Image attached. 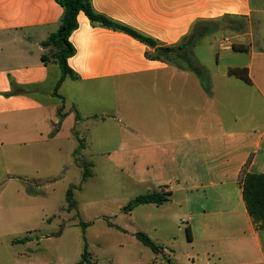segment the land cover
<instances>
[{
	"label": "crops",
	"instance_id": "obj_1",
	"mask_svg": "<svg viewBox=\"0 0 264 264\" xmlns=\"http://www.w3.org/2000/svg\"><path fill=\"white\" fill-rule=\"evenodd\" d=\"M91 3L161 45L180 43L200 21L238 24L235 36L218 33L217 67L195 55L204 86L187 67L148 58L152 50L144 43L94 25L81 12L69 38L76 53L68 59L79 78H66L61 99L54 95L61 69L42 59L48 52L42 43L57 31L62 6L56 0H0V197L9 183H3L5 173L39 174L16 179L6 192L0 264H21L19 247H29L30 240L16 238L19 221L32 223L40 213L51 220L49 201L37 190L43 175L66 178L72 172L77 181L82 163L94 161L87 157L97 160L109 192L170 193L160 206L144 204L128 213L126 206L141 195L134 194L107 211L116 217L157 210L166 226L184 225L181 254L171 250L174 261L160 260L168 253L163 247L148 264H264V231L248 214L241 184L245 174H264V0ZM234 43L248 50L234 51ZM224 58L228 62L221 64ZM236 67L247 68L251 82L228 74ZM80 141L79 161L74 153Z\"/></svg>",
	"mask_w": 264,
	"mask_h": 264
},
{
	"label": "rangeland",
	"instance_id": "obj_2",
	"mask_svg": "<svg viewBox=\"0 0 264 264\" xmlns=\"http://www.w3.org/2000/svg\"><path fill=\"white\" fill-rule=\"evenodd\" d=\"M237 24L230 19L221 20L219 25L224 27L225 31L223 36H235L232 28ZM218 39H220L219 35L215 38L200 39L194 47L192 59L195 60L196 55L207 67H217L215 52ZM211 41L214 43L210 44ZM226 62L228 59L224 58L221 64ZM52 64L55 63L52 62ZM78 158L80 161L83 157ZM87 158L90 162L94 161L91 164L85 161L88 165L87 169L91 172L85 182L80 181V177L83 178L84 174L83 167L77 181L72 172H69L66 178L63 173L43 175L45 180L37 187V190L44 193L49 201L51 211L48 212L51 214V220L40 213L32 223L23 225L19 221L16 227L18 228L17 240L23 242L30 240L28 248L19 247L21 264H79L84 252V232L93 264H148L155 260L156 254L136 238L138 232H146L144 228H148L147 233L156 243L168 249V253L161 255L159 259L174 261L175 257L171 250L180 255L184 247H187L184 225L178 224L181 230L173 223L166 226L157 210H153L150 214H140L137 211L133 216L121 214L111 217L107 211L115 208L118 199L127 196L133 198L134 194H142L144 191L132 189L109 192L110 189L102 186L105 179L97 160L94 157ZM12 174L11 176L4 174L3 183H9L0 197V207L2 205L7 207L6 192L16 179L23 180L26 176L38 177L39 175L35 172H13ZM75 184L80 185L75 186ZM70 188L73 189L78 208L68 212L65 196ZM17 203L22 206L24 202L20 199ZM45 211L47 212V208ZM3 215H0L1 225H4L5 221ZM20 216L19 213L18 217ZM81 221L87 224L85 231L79 224Z\"/></svg>",
	"mask_w": 264,
	"mask_h": 264
},
{
	"label": "trees",
	"instance_id": "obj_3",
	"mask_svg": "<svg viewBox=\"0 0 264 264\" xmlns=\"http://www.w3.org/2000/svg\"><path fill=\"white\" fill-rule=\"evenodd\" d=\"M63 8L64 12L60 19L58 29L52 33L49 38L42 43L48 52L42 56L44 61H53L61 69V78L56 85L54 95L63 99L58 90L66 78L77 80L79 76L69 67L68 59L76 53V49L70 42V35L78 28V15L83 12L89 18L92 24L115 31L124 32L144 43L152 51H147L146 56L153 60L163 61L172 65L185 66L194 72L202 81H204L201 68L197 66L196 61L192 59L194 47L198 44L200 39L211 36H217L219 32L224 30V27L219 25L220 19L211 21H200L196 23L191 33L185 36L180 43L176 45H161L157 40L148 37L132 27L124 25L120 22L109 19L108 17L96 12L92 6L91 0H56ZM241 25V21L239 22ZM234 26L232 30H235ZM234 51L244 52L248 48L245 45L234 43L232 45ZM230 76L242 79L246 82H251L249 71L247 68H230L228 70ZM207 88V87H206ZM17 91L21 92V89ZM63 107L58 111V116L63 117ZM77 118L80 115L77 113ZM84 148V144L80 141L79 147L74 153L77 154ZM76 154V155H75ZM84 174L82 182H85L91 172L87 169V163H82ZM243 199L250 218L256 229L264 231V174L248 173L241 177ZM81 188V187H80ZM68 212L77 208V202L74 199L73 189H69L66 197ZM170 201V193L164 189H156L145 194H141L134 198L127 206L126 212H132L136 207L144 204H155L157 206L163 205ZM84 231L87 224L79 223ZM187 236L190 239V231L187 229ZM137 240L144 246L150 248L155 254H159L163 247L156 243L146 232L140 231L136 234ZM84 252L82 254L79 264H93L91 261V254L88 252L85 232L83 234Z\"/></svg>",
	"mask_w": 264,
	"mask_h": 264
},
{
	"label": "built area",
	"instance_id": "obj_4",
	"mask_svg": "<svg viewBox=\"0 0 264 264\" xmlns=\"http://www.w3.org/2000/svg\"><path fill=\"white\" fill-rule=\"evenodd\" d=\"M228 43H229V41H228V40H226V41H225V44H227V45H228Z\"/></svg>",
	"mask_w": 264,
	"mask_h": 264
}]
</instances>
